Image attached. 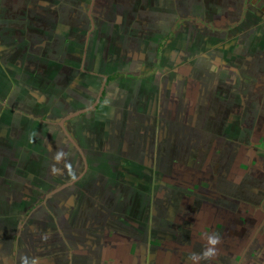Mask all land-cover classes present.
<instances>
[{
	"label": "crops",
	"instance_id": "1",
	"mask_svg": "<svg viewBox=\"0 0 264 264\" xmlns=\"http://www.w3.org/2000/svg\"><path fill=\"white\" fill-rule=\"evenodd\" d=\"M248 81L264 0H0V264H238Z\"/></svg>",
	"mask_w": 264,
	"mask_h": 264
},
{
	"label": "flooded vegetation",
	"instance_id": "2",
	"mask_svg": "<svg viewBox=\"0 0 264 264\" xmlns=\"http://www.w3.org/2000/svg\"><path fill=\"white\" fill-rule=\"evenodd\" d=\"M98 62L99 58L97 57H83L81 61L77 63L82 70L87 71V69H91L90 67H94ZM259 85L260 84L258 82L248 81L245 86L248 97L250 100L253 99L256 103H253V107H250L248 110V116L246 118V122L244 123L249 133H247V141L245 143L246 149L243 160L244 164L248 166L250 172H245L243 177L246 176V178H248L249 181H251L255 186L247 187L249 185L246 184V186L241 187V192L237 190L238 193H242V198L240 200L241 202L236 200L235 196L233 197L234 201H232L237 205V207L242 206V209H237L233 215L235 234L233 236L234 246L232 255L234 259L237 258L236 260L238 261V264H264V191L261 189L262 184L264 185V175L260 176L255 172L257 171L258 167L256 165L259 164L257 160L260 159V156H263L262 163L264 162V155H261V152L263 151L261 149V144L258 143V139L255 140L256 135L259 134V128L263 127L264 129V121L263 123L261 121H257L259 118L256 119L257 116L255 115L257 112L256 108L258 110L259 108L261 109V107L264 108V87H260ZM71 114H74V112L67 114L66 119L63 121L64 127L61 125V122H59V126L63 131H65L66 134V123L69 119L73 118V116H70ZM69 134L71 135L70 132ZM67 137L70 139L69 135ZM219 166V163L215 164V167L218 168ZM142 168L140 169V167H138V170H136L135 178L139 179L136 185H133V182H131L134 189L133 187L128 186L130 192H133L136 195V199H139L143 196L148 199V194L146 191L148 192L150 187L152 188V186H149L151 182L154 181L156 186L161 185L163 182H167L165 175L164 177L162 176L163 168ZM214 169L212 170V175L215 172V178H217V176L219 179L225 178L223 174L221 175L219 171ZM171 171L174 172L176 169L173 168ZM140 172H142V174ZM81 174L82 173L80 172L76 177L58 186L52 191H55L56 193L65 187L75 189L77 181H79L81 178ZM210 183L212 182L210 181ZM135 187L137 189H135ZM199 187L196 186L195 189H199ZM209 187H211V184ZM226 189L228 191V186ZM156 191L157 189L153 190L154 193H156ZM217 191H219L218 194L221 193L220 188H217ZM229 191L232 192L233 189H230ZM233 195L235 194L232 193L231 196ZM147 199H145L146 202ZM238 239L241 240L236 241Z\"/></svg>",
	"mask_w": 264,
	"mask_h": 264
},
{
	"label": "clouds",
	"instance_id": "3",
	"mask_svg": "<svg viewBox=\"0 0 264 264\" xmlns=\"http://www.w3.org/2000/svg\"><path fill=\"white\" fill-rule=\"evenodd\" d=\"M208 242H209V244H215L216 243V239L215 238H213V237H209L208 238ZM214 249L213 248H207L205 251H204V253H203V256L204 257H211L212 255H213V253H214ZM191 259L192 260H197V259H199V257L198 256H196V255H193L192 257H191Z\"/></svg>",
	"mask_w": 264,
	"mask_h": 264
},
{
	"label": "water",
	"instance_id": "4",
	"mask_svg": "<svg viewBox=\"0 0 264 264\" xmlns=\"http://www.w3.org/2000/svg\"><path fill=\"white\" fill-rule=\"evenodd\" d=\"M104 86H105V82H104V84H103V86H102V88H101V92H100V96L102 95V91H103V89H104ZM100 96L97 98V100H96V102L90 107V108H88V110H91L92 108H95L96 106H97V104L99 103V100H100ZM78 113H80V112H77V113H74V114H71L70 116L72 117V116H75L76 114H78ZM64 122H61V125L64 127V124H63ZM68 134V133H67ZM69 135V134H68ZM70 137V136H69ZM71 138V137H70Z\"/></svg>",
	"mask_w": 264,
	"mask_h": 264
},
{
	"label": "rangeland",
	"instance_id": "5",
	"mask_svg": "<svg viewBox=\"0 0 264 264\" xmlns=\"http://www.w3.org/2000/svg\"><path fill=\"white\" fill-rule=\"evenodd\" d=\"M86 113H88V112H86Z\"/></svg>",
	"mask_w": 264,
	"mask_h": 264
}]
</instances>
